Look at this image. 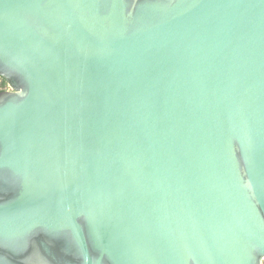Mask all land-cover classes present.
I'll list each match as a JSON object with an SVG mask.
<instances>
[{
  "label": "water",
  "instance_id": "obj_1",
  "mask_svg": "<svg viewBox=\"0 0 264 264\" xmlns=\"http://www.w3.org/2000/svg\"><path fill=\"white\" fill-rule=\"evenodd\" d=\"M0 264H264V0H0Z\"/></svg>",
  "mask_w": 264,
  "mask_h": 264
},
{
  "label": "flooded vegetation",
  "instance_id": "obj_2",
  "mask_svg": "<svg viewBox=\"0 0 264 264\" xmlns=\"http://www.w3.org/2000/svg\"><path fill=\"white\" fill-rule=\"evenodd\" d=\"M1 81H3V77L0 76V82ZM5 90H11L10 86L8 85V83H6L5 85L2 86L1 92L5 91Z\"/></svg>",
  "mask_w": 264,
  "mask_h": 264
},
{
  "label": "trees",
  "instance_id": "obj_3",
  "mask_svg": "<svg viewBox=\"0 0 264 264\" xmlns=\"http://www.w3.org/2000/svg\"><path fill=\"white\" fill-rule=\"evenodd\" d=\"M7 81L3 78V81L0 82V92L3 85H5Z\"/></svg>",
  "mask_w": 264,
  "mask_h": 264
}]
</instances>
